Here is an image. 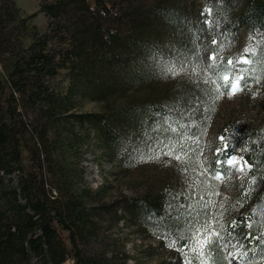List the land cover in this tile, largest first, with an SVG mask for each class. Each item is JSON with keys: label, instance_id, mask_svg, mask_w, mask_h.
<instances>
[{"label": "trees", "instance_id": "trees-1", "mask_svg": "<svg viewBox=\"0 0 264 264\" xmlns=\"http://www.w3.org/2000/svg\"><path fill=\"white\" fill-rule=\"evenodd\" d=\"M38 1V13L47 20L44 31L32 23L35 14L22 15L14 0H0V264H65L68 259L73 264H130L126 241L110 232L136 220L138 232L158 238L160 247L182 264H201V259L232 264L227 241L234 245L230 251H239L238 264H264V103L248 120L251 130L238 127L223 133L221 155L239 154L250 169L235 195L236 209L222 217L223 232L211 235L213 243L203 258L191 250L193 231L209 224L211 217L222 220L217 218L222 213L202 187L181 198L184 208L176 219L160 220L158 216L175 212L176 201L168 192L150 190L106 202L104 188L88 187L69 160L70 154L77 156L72 148H82L95 137L109 161L118 164L120 136L139 134L141 140L144 134L153 137L151 130L161 135L154 141L148 138L149 152L170 145L181 156L198 155L201 146L190 147L186 139L203 140L205 120L200 116L202 110L204 118L212 113L214 105L207 100L212 91L201 85L182 92L176 95L177 105L178 99L168 101L169 89L158 88L155 77L167 71L164 61L173 50L182 51L183 58L194 56L202 37L216 53L223 42L244 32H264V0L208 2L209 15L195 27L186 9L170 6L169 0H160L153 10L141 9L143 17L136 14L138 7L131 10V4L114 0ZM125 24L127 33L119 34ZM164 35H171L172 46L161 40ZM220 54L217 76L222 79L233 74L227 54ZM60 80L68 81L65 93ZM243 84L242 92L250 93L255 81ZM134 86L142 95L117 106L118 96ZM260 88L264 99V84ZM85 101L105 103L104 112L81 111ZM155 115L169 121L159 122ZM196 119L202 128L193 125ZM221 155L217 160L224 165ZM150 251L149 258L155 256Z\"/></svg>", "mask_w": 264, "mask_h": 264}, {"label": "rangeland", "instance_id": "rangeland-1", "mask_svg": "<svg viewBox=\"0 0 264 264\" xmlns=\"http://www.w3.org/2000/svg\"><path fill=\"white\" fill-rule=\"evenodd\" d=\"M14 1L21 9L22 15H36H34L32 23L40 31L46 29V16L43 13H38V0ZM159 1L160 0H114V3H126L123 6L131 4L132 7H128L129 9L131 8V10L133 7H138L139 10L136 14L143 17L139 13L140 10H150L153 5L158 6L156 4ZM212 1L215 0H178L177 4L169 0L168 3L170 6L175 5V7L186 9L185 11L188 17L192 20L191 25L195 27L198 26L199 20L201 21L205 18L204 15H209V6L207 4ZM162 4L167 3L162 2ZM131 10L127 11V13L130 14ZM125 23L131 25L130 22L126 20ZM127 24L122 26V30L119 34L124 35L127 33ZM186 32L188 33L189 31L185 30V33ZM202 34L203 33H199V35ZM161 40L165 41V45L168 44V46H172V42L170 41L171 35H164ZM208 41L209 40L205 39V37L201 38L196 48L198 52H194V56H192L193 54L191 53L188 55L189 57L186 55L185 58H183L182 51L173 50L169 53V59L164 61L167 71L159 74L158 78L155 77V83L158 88L167 87V89H169V102L173 99L177 100L178 97H176V95L178 96L182 94V92L185 93V91L192 90L193 88L203 87L201 85H208L212 91V94H207V97L210 95V97H208L209 99H207L208 103L214 105L212 113L209 117L204 118V111L202 110V115L200 116V119L203 118L205 120L203 140L199 142V138L197 137H189L186 139V142H188L187 145L190 147L194 145L196 147L198 145L201 146V151L198 155L196 154L191 157L189 154L188 156H181L179 149H176V147L173 148L170 145H167L168 148L165 147L161 150L152 148L153 150L149 152L148 149L151 148L149 146L151 142L148 138H150L151 135L145 134V139L141 140L139 134L135 136L132 134L120 136V138H122L118 146L122 147V150H118L120 155L117 153L121 161L120 163L118 162V164L109 161L110 158L105 156L103 147L101 148V143H99L95 137H92L85 145H82V148H72V152L76 153L77 156L70 154L69 160L75 162L88 187L92 190L104 188L103 193L106 202L120 201L123 196L134 197L145 195L150 190L156 193L157 190L163 189V192H168L171 200L176 201L174 207H172V211L174 210L175 212L168 214L169 217H164L163 215L157 218L160 220H171L176 219L177 212L184 208L182 206L185 200L181 198H188L192 192L191 190L198 192L202 187V191L207 193L206 195L210 199H214L215 208L219 207L218 212L219 214L222 213V216L217 217L218 219L227 217L230 211H232V207L236 209V206L234 207L233 204L234 198L241 181L246 175L245 172H247L249 165L240 157L229 155L225 162L226 168L224 169L221 159L219 158L217 160V157L220 156L224 150V138L226 136H224L223 133L226 131L230 133L231 129H237L238 127L251 130L252 128L249 126L248 120L253 117L255 112H258L257 110H259V107L264 103L262 97L263 93L260 88L264 84V32L261 30L244 32L235 40L223 42L221 46L217 48L216 53L212 52L207 44L209 43ZM168 49L171 50L172 48ZM245 49L248 51L245 52ZM220 52L226 53L227 57L230 59L229 61H232L231 64L228 63L229 70L234 68V71L243 73V80L245 77H248V79L255 81V85L252 87L253 89L251 88L252 90L250 93L242 92V81H240L239 90L236 91L235 94H229L231 91L230 88L229 91L225 93L226 82L223 81L224 83H222V79H219V75L217 76V72L219 71L218 59L221 55ZM183 59L186 60L183 61ZM243 59H247L251 62L247 64L241 63L240 61ZM168 65H170V67H168ZM170 69H175L176 74H173ZM238 72H236V76H240ZM219 80L224 85H221ZM60 83L61 80L58 82V85L62 88L61 90L63 93H65V91H67L68 81L66 80ZM258 85L260 86L259 88L257 87ZM141 95V90L134 86L132 89H128L124 96H118V98L121 97V99L117 106H125L127 104L125 101L126 98L135 100ZM177 101V105H179V99ZM197 103L198 102L195 101L196 106L199 105ZM104 106L105 103L85 101L80 110L83 112L103 113L105 110ZM263 116L264 114L262 117ZM154 118L159 122L166 123L169 121L168 117H165L164 121H162L163 118H160L158 115H155ZM198 122H200V120H194L193 125L202 128ZM151 131L154 132V136L152 135L153 137H151L153 141L158 140L161 134L154 130ZM117 137L119 136L117 135ZM122 139L124 141H122ZM143 148L145 150H143ZM143 151L144 153H142ZM72 152L70 151V153ZM187 153L189 152H185L186 155ZM223 155L225 156L227 154ZM223 155H221V157ZM115 156L117 157V155ZM177 156L180 157L179 160L175 158ZM233 158L238 163L230 165L228 161ZM240 169L243 170L241 171ZM216 177H220V179ZM14 179L16 180L17 176H14ZM200 194L203 193L200 192ZM92 201L97 203V199H92ZM212 215L214 214L212 213L211 216ZM216 220L215 217L209 218V224L206 223L204 225L205 227L210 226L207 228V232H205V227L201 226V228H199L200 232L197 233V230H195L192 235H214L219 234V232L222 233L225 227L224 221L223 219L220 221ZM139 223L140 222L136 220L135 224L129 223V226L121 224V230H111L110 232L112 237L117 238L121 236L122 239L126 241L125 249L132 257L129 261L130 264H134L136 261L141 262V264H158L159 260L162 264L166 261L170 262V264H182L176 259L174 253H170L166 250L167 248L160 247L158 238L151 237V235L145 232L146 230L138 232L137 226ZM148 246L153 247V250H148ZM232 246V242H226V253L230 257L232 264H238L235 254L239 251L238 249H232L230 251L229 247ZM149 251L154 252L155 256H151L150 258L146 256ZM65 264H73V261L68 259Z\"/></svg>", "mask_w": 264, "mask_h": 264}, {"label": "snow or ice", "instance_id": "snow-or-ice-1", "mask_svg": "<svg viewBox=\"0 0 264 264\" xmlns=\"http://www.w3.org/2000/svg\"><path fill=\"white\" fill-rule=\"evenodd\" d=\"M248 50L245 49V52H247ZM241 63H250L251 61L247 60V59H243L240 61ZM229 64L232 63V61H229L228 62ZM170 71L173 73V74H176L175 73V69H170ZM223 79V81H225V86L230 88V95L232 94H235L236 91L239 90V86H240V80L243 78L241 76H236V77H231L229 76L228 74H225L221 77ZM218 90V89H217ZM223 139V138H222ZM176 159H180L179 156L175 157ZM228 163L230 165H235L236 163H238L234 158L233 159H230L228 161ZM241 171L243 169H240ZM217 179H220V177H216ZM210 227V226H206L205 227V232H207V228ZM248 227H251V225L249 224ZM200 230L197 229V233H199ZM215 235H218V234H215ZM213 243V240H212V236L211 235H194L192 237V244H193V247H192V251L195 252L197 254L198 257H203L205 252V248L207 245ZM190 264V262H189ZM201 264H206V261L201 259Z\"/></svg>", "mask_w": 264, "mask_h": 264}]
</instances>
